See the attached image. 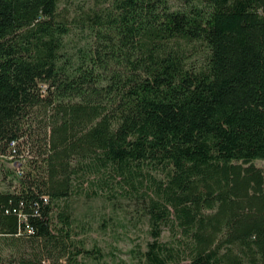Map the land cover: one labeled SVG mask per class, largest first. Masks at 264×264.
<instances>
[{"label": "trees", "instance_id": "16d2710c", "mask_svg": "<svg viewBox=\"0 0 264 264\" xmlns=\"http://www.w3.org/2000/svg\"><path fill=\"white\" fill-rule=\"evenodd\" d=\"M94 1L0 0V157L28 154L0 233L24 263L99 257L72 200L133 190L146 264H264V0Z\"/></svg>", "mask_w": 264, "mask_h": 264}, {"label": "rangeland", "instance_id": "374dc122", "mask_svg": "<svg viewBox=\"0 0 264 264\" xmlns=\"http://www.w3.org/2000/svg\"><path fill=\"white\" fill-rule=\"evenodd\" d=\"M110 3H96L94 0H61L59 12L68 20L78 18L83 10L89 7H105ZM76 23L72 22L74 25ZM72 32L66 36L67 47L74 49L85 40V34L73 26ZM264 170V158L254 162ZM11 163L7 158L0 157V173L10 168ZM15 180L11 177L0 179V189L11 187ZM122 187L114 186L118 192L130 190L127 185L121 183ZM112 189V190H114ZM115 191V192H116ZM147 191L141 188L139 193ZM105 192H108L105 191ZM131 190V196L117 193L115 198L108 199L105 195L97 197H86L81 195L72 200L74 209L72 238L77 246H83L84 250L91 251L99 249L100 256L95 253L88 254L84 251L77 256V264H146L143 252L146 242L150 240L147 225L143 219H137V199ZM124 194V193H122ZM165 228L161 239L168 238ZM62 259L66 260V257Z\"/></svg>", "mask_w": 264, "mask_h": 264}, {"label": "crops", "instance_id": "0c3cea01", "mask_svg": "<svg viewBox=\"0 0 264 264\" xmlns=\"http://www.w3.org/2000/svg\"><path fill=\"white\" fill-rule=\"evenodd\" d=\"M21 241L17 240L15 236H8L0 233V264H68L65 260L63 262H53L50 260L40 261L38 263H24L20 261V257L16 255L18 252V245ZM7 260H12V263H6Z\"/></svg>", "mask_w": 264, "mask_h": 264}, {"label": "built area", "instance_id": "2783aa9c", "mask_svg": "<svg viewBox=\"0 0 264 264\" xmlns=\"http://www.w3.org/2000/svg\"><path fill=\"white\" fill-rule=\"evenodd\" d=\"M45 87L46 85L41 83L40 84V88H41V92H45ZM17 142L15 140H12L9 143V154L7 156V158L10 160L11 163V167L14 168L16 174L18 176L24 174V172L26 171V158L28 157V154L26 152L23 153H19V151H17V147H16ZM46 200V199H45ZM19 216L21 219L26 220L25 216L20 212ZM25 232L27 233H31L32 230L30 228V226L26 225ZM64 259H59L58 262H63Z\"/></svg>", "mask_w": 264, "mask_h": 264}]
</instances>
